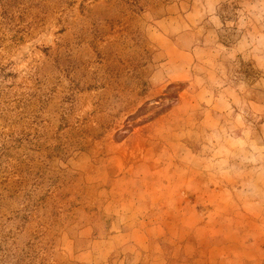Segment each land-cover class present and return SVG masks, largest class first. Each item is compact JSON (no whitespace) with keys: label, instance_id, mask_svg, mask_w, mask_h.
I'll use <instances>...</instances> for the list:
<instances>
[{"label":"rangeland","instance_id":"obj_1","mask_svg":"<svg viewBox=\"0 0 264 264\" xmlns=\"http://www.w3.org/2000/svg\"><path fill=\"white\" fill-rule=\"evenodd\" d=\"M0 264H264V0H0Z\"/></svg>","mask_w":264,"mask_h":264}]
</instances>
